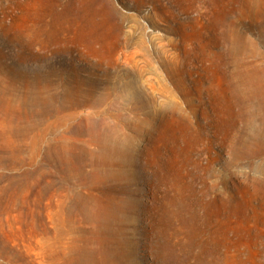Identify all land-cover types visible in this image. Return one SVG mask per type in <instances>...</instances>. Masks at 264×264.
Listing matches in <instances>:
<instances>
[{"label":"rangeland","instance_id":"rangeland-1","mask_svg":"<svg viewBox=\"0 0 264 264\" xmlns=\"http://www.w3.org/2000/svg\"><path fill=\"white\" fill-rule=\"evenodd\" d=\"M0 264H264V0H0Z\"/></svg>","mask_w":264,"mask_h":264},{"label":"bare ground","instance_id":"bare-ground-1","mask_svg":"<svg viewBox=\"0 0 264 264\" xmlns=\"http://www.w3.org/2000/svg\"><path fill=\"white\" fill-rule=\"evenodd\" d=\"M63 105V104H62ZM61 105V106H62ZM67 105V104H66ZM60 106V107H61ZM80 106V105H79ZM59 107V106H58ZM60 109V108H59ZM63 110V109H62ZM56 111V110H55ZM67 111V110H66ZM64 114V113H63ZM75 115V113L73 112H68L66 115H64L63 117L60 118V120L58 121V125L61 127L65 126L66 121H68L69 119L73 118ZM53 127V126H52ZM63 129V128H62ZM68 130V129H67ZM62 131V130H61ZM65 132V131H64ZM63 132V134H64ZM46 133V132H45ZM49 133V132H48ZM65 141V140H64ZM64 146V145H63ZM64 147H67L66 145ZM65 150V149H64Z\"/></svg>","mask_w":264,"mask_h":264}]
</instances>
